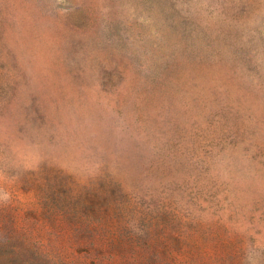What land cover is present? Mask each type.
<instances>
[{"label":"rangeland","instance_id":"374dc122","mask_svg":"<svg viewBox=\"0 0 264 264\" xmlns=\"http://www.w3.org/2000/svg\"><path fill=\"white\" fill-rule=\"evenodd\" d=\"M0 264H264V0H0Z\"/></svg>","mask_w":264,"mask_h":264}]
</instances>
